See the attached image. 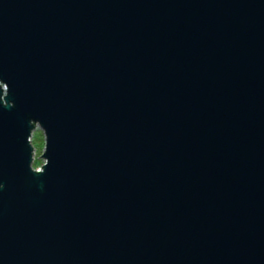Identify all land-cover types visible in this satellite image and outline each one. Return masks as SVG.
<instances>
[{
    "label": "water",
    "instance_id": "water-1",
    "mask_svg": "<svg viewBox=\"0 0 264 264\" xmlns=\"http://www.w3.org/2000/svg\"><path fill=\"white\" fill-rule=\"evenodd\" d=\"M0 264H264V0H0Z\"/></svg>",
    "mask_w": 264,
    "mask_h": 264
},
{
    "label": "rangeland",
    "instance_id": "rangeland-1",
    "mask_svg": "<svg viewBox=\"0 0 264 264\" xmlns=\"http://www.w3.org/2000/svg\"><path fill=\"white\" fill-rule=\"evenodd\" d=\"M33 146L37 149L35 166L42 165L44 159L41 157L45 147V134L41 128H37L33 134Z\"/></svg>",
    "mask_w": 264,
    "mask_h": 264
},
{
    "label": "clouds",
    "instance_id": "clouds-1",
    "mask_svg": "<svg viewBox=\"0 0 264 264\" xmlns=\"http://www.w3.org/2000/svg\"><path fill=\"white\" fill-rule=\"evenodd\" d=\"M34 134V133H33ZM32 143H33V137H32ZM35 148V147H34ZM35 150H36V153H37V149L35 148ZM36 157H37V154H36V156H35V159H34V162H33V166L35 167V169H37L38 167H40L41 165H37V166H35V161H36ZM44 163V162H43Z\"/></svg>",
    "mask_w": 264,
    "mask_h": 264
},
{
    "label": "built area",
    "instance_id": "built-area-1",
    "mask_svg": "<svg viewBox=\"0 0 264 264\" xmlns=\"http://www.w3.org/2000/svg\"><path fill=\"white\" fill-rule=\"evenodd\" d=\"M36 154H37V153H36V150H35V156H36Z\"/></svg>",
    "mask_w": 264,
    "mask_h": 264
}]
</instances>
